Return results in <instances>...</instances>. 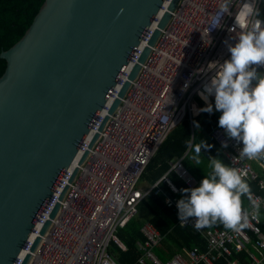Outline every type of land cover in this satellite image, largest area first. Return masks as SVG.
<instances>
[{
	"label": "built area",
	"instance_id": "obj_1",
	"mask_svg": "<svg viewBox=\"0 0 264 264\" xmlns=\"http://www.w3.org/2000/svg\"><path fill=\"white\" fill-rule=\"evenodd\" d=\"M172 1L164 0L160 6L153 25L109 94L105 109L98 114L77 157L12 264H21L27 254H30L27 264H119L110 247L116 244L125 249L117 237L118 231L136 219L143 200L151 193L160 194L162 184L178 193L168 177L172 171L191 186L190 173L183 165L185 156L171 162L169 172L154 185L142 189L139 183L169 136L185 120L192 124L200 113L196 102L201 98L198 93L210 82L220 64L230 59L228 45H234L241 33L238 17L246 0H231L230 12L222 18L221 27L211 32L210 18L222 0H176L171 12H167ZM256 6L261 12L259 18L264 20V0H256ZM166 13L169 19L147 59L120 98L118 107L108 115L120 87L127 81ZM213 62L216 64H209ZM258 71L264 72V68ZM214 100V95H210L208 102L212 104ZM105 117L107 120L98 132ZM209 138L221 148L227 165L246 172L248 181L259 178V192L253 193L260 198L259 212L248 202V224L240 231L198 230L194 227L195 218L185 223L180 222L178 216L180 226L201 234L206 249L200 251L194 247L165 263L155 253L163 236L151 222L145 221L141 227L145 240L139 244L141 255L134 264H219L222 261L224 264H264V234L260 227L261 215H264V158L241 157L242 144L229 138L219 125L211 130ZM223 142H227L226 148L222 147ZM63 191L64 198L60 201ZM177 202L166 198L168 206L177 208ZM57 204L60 207L56 216L51 219L37 249L30 252Z\"/></svg>",
	"mask_w": 264,
	"mask_h": 264
},
{
	"label": "water",
	"instance_id": "obj_2",
	"mask_svg": "<svg viewBox=\"0 0 264 264\" xmlns=\"http://www.w3.org/2000/svg\"><path fill=\"white\" fill-rule=\"evenodd\" d=\"M163 2L45 0L24 35L0 54L7 62L0 77V264H12L33 231ZM168 19L166 13L159 21L108 115ZM189 176L190 185L196 186ZM59 207L30 252L37 249ZM29 258L27 254L21 264Z\"/></svg>",
	"mask_w": 264,
	"mask_h": 264
},
{
	"label": "clouds",
	"instance_id": "obj_3",
	"mask_svg": "<svg viewBox=\"0 0 264 264\" xmlns=\"http://www.w3.org/2000/svg\"><path fill=\"white\" fill-rule=\"evenodd\" d=\"M230 3L231 0H222L210 18V32L221 27L222 18L230 12ZM260 15L256 0H246L238 17L241 33L234 45H228L230 59L220 64L198 93L206 103L214 95L215 110L221 113L219 127L242 144L240 156L249 160L264 158V72L258 71L264 68V20ZM198 112L211 114L213 105L207 103ZM227 146V142L222 143V147ZM189 147L194 153L192 159L200 165L201 150L211 146L199 141L195 145L189 143ZM209 161L211 171L200 185L180 190L186 195L177 202L179 220L186 223L195 218L194 227L198 230L219 221L226 229L240 231L249 219L242 197H247L256 213L260 198L254 197L246 172L225 164L218 156H210Z\"/></svg>",
	"mask_w": 264,
	"mask_h": 264
},
{
	"label": "trees",
	"instance_id": "obj_4",
	"mask_svg": "<svg viewBox=\"0 0 264 264\" xmlns=\"http://www.w3.org/2000/svg\"><path fill=\"white\" fill-rule=\"evenodd\" d=\"M45 0H0V54L9 50L24 35L26 30L33 23L40 7ZM7 62L0 59V77L4 74ZM199 109L207 107V103L201 98L196 99ZM214 112V113H213ZM213 117H209V113L200 112L190 124L189 120L176 129L167 139L165 144L158 151L154 159L149 164L146 172L142 177L147 180L150 185H154L159 179L166 175L170 168L171 162L185 156L183 165L186 170L196 179L198 187L204 175H207L209 168V157L220 158L227 164L221 148L209 138L211 130L218 125L221 113L214 111ZM197 124L199 127H197ZM199 141H206L211 147L207 150L202 149L200 158L202 163L196 165L192 159L194 155L189 143L195 145ZM172 184L178 189V193H174L167 184H162V192L160 194L151 193L143 200L139 206V214L136 219L128 222V225L118 231L117 237L125 246L122 249L116 244L110 247L111 254L115 257L119 264H134L141 252L139 244L143 243L145 238L141 232V227L145 221L151 222L154 227L161 233L163 240L160 246L156 248L155 253L163 262H167L174 255L185 253L194 247L200 251H205L206 243L200 233L193 228L182 227L178 224V209L174 206L166 204V198L179 201L186 195L180 190L183 188H194L189 186L175 171L168 175ZM248 181V180H247ZM259 178L255 181H248L251 186L252 193H258ZM243 207L246 209L248 205L247 197H242ZM261 229L264 233V215H261ZM219 228L226 229L219 221L204 229ZM219 264H224L220 262Z\"/></svg>",
	"mask_w": 264,
	"mask_h": 264
},
{
	"label": "crops",
	"instance_id": "obj_5",
	"mask_svg": "<svg viewBox=\"0 0 264 264\" xmlns=\"http://www.w3.org/2000/svg\"><path fill=\"white\" fill-rule=\"evenodd\" d=\"M213 108H214V111L216 112L215 107H213ZM213 113H214V112H213ZM213 113H212V115H213ZM219 113H220V112H219ZM212 117H213V116H212ZM212 117H211V118H212ZM254 167L258 170L256 164H254ZM142 183L146 186L145 188H147V187H149V186H152V185H150V183H149L147 180H143ZM147 185H148V186H147ZM140 188H141V187H140ZM142 189H144V188H142ZM247 206H248V205H247ZM247 206H246V209L248 208ZM246 209H245V210H246ZM261 217H262V216H261ZM260 222L263 223L261 220H260ZM260 227H261V225H260ZM194 230H195V229H194ZM195 231H196V230H195ZM261 231H262V229H261ZM262 233H263V232H262ZM263 234H264V233H263ZM222 262H223V261H222ZM223 263H224V262H223Z\"/></svg>",
	"mask_w": 264,
	"mask_h": 264
},
{
	"label": "rangeland",
	"instance_id": "obj_6",
	"mask_svg": "<svg viewBox=\"0 0 264 264\" xmlns=\"http://www.w3.org/2000/svg\"><path fill=\"white\" fill-rule=\"evenodd\" d=\"M214 104H215V100H214L213 103H212L213 107H215ZM147 186H148V185H147ZM139 187H141V188H145V187H146V186L142 183V180H141V182L139 183Z\"/></svg>",
	"mask_w": 264,
	"mask_h": 264
},
{
	"label": "bare ground",
	"instance_id": "obj_7",
	"mask_svg": "<svg viewBox=\"0 0 264 264\" xmlns=\"http://www.w3.org/2000/svg\"><path fill=\"white\" fill-rule=\"evenodd\" d=\"M137 215H138V214H137ZM137 215H136V216H137Z\"/></svg>",
	"mask_w": 264,
	"mask_h": 264
}]
</instances>
